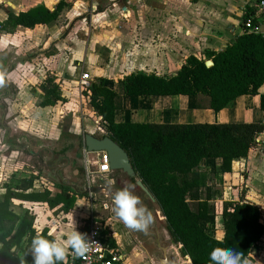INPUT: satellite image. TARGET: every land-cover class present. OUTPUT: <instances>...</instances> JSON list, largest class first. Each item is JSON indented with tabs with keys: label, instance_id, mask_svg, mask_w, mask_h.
<instances>
[{
	"label": "crops",
	"instance_id": "crops-1",
	"mask_svg": "<svg viewBox=\"0 0 264 264\" xmlns=\"http://www.w3.org/2000/svg\"><path fill=\"white\" fill-rule=\"evenodd\" d=\"M60 1L0 0V24L4 23L11 13L18 15L38 6L54 10ZM257 1L75 0L73 7L65 9L55 23L36 26L34 29L18 26L10 31H0V70L6 72V83L0 87V106L3 99H5V103H9L15 96L14 86L19 88L27 84L36 88L35 94L36 96L41 95V101L40 85L47 79V73L58 78L56 84L62 86L63 90L67 89V86L72 87L77 82L74 79L76 73L82 75L83 72L89 73L92 81L102 79L107 87L116 91L119 90L120 80L133 73L175 76L188 57L193 55L205 58L208 52H220L231 45L238 35L244 33V22L247 16L258 14ZM72 10L80 11L75 15V18H70L68 28L71 30L66 33L65 27L67 26L64 27L63 23L65 22H61L65 15ZM88 13L89 15L86 16L85 14ZM255 22L263 33L264 22L258 18L255 19ZM26 52L34 56H32V61L22 63L20 59ZM16 56H18L17 61L15 58L12 59ZM107 81L111 83L107 84ZM38 85L39 87H37ZM259 92L258 96H242L235 101L233 107L219 112L210 109L196 110L195 97L192 96L124 97V108L116 112V121L179 124L195 122L264 123V111L261 110V95H264V86ZM68 94L70 93L62 94L65 102L70 99ZM71 101L73 103L72 99ZM39 103L38 108L33 105L28 109L27 116H30L33 126L36 125L38 131L43 132L47 130V120L42 118V115L54 111L56 105L43 108L39 106ZM70 105L72 104H69L68 107ZM25 109L27 108L25 107ZM0 114L4 115L0 124L1 142L3 131L8 132L10 137L13 135V131L5 126V122L10 120L11 116L9 117L1 107ZM64 114L67 115L66 111L63 112V118ZM92 115L97 114L94 111ZM8 117L9 119H7ZM185 118L191 119L185 121ZM98 131L99 129L91 134L100 137L105 133L104 129ZM90 157L91 155H88L86 159H90ZM222 163L221 159L203 160L200 166L201 171L207 170L209 180L210 178L214 181L219 179L221 182L222 189L220 190L212 182L207 184L213 192H217L212 201L217 196L221 199V208L219 209L221 215L225 202L244 201L260 208L264 224V132L259 134L257 143L251 149L248 158L234 160L231 170L227 172L221 171ZM0 167L2 169V166ZM11 167L15 170L18 169L15 164H12ZM71 167L70 163L67 170H63L62 173L66 176L57 175L58 173H55L50 161H46L43 165V173L39 169L38 172L31 170L29 175L6 176L2 169L0 171L2 180L0 194L6 192L5 186L11 181L34 176L36 177L35 185L29 192L49 191L51 196H56L61 192L62 186L72 187L69 184L68 176ZM50 171H53L56 186L52 181L49 182L45 179V175ZM95 175L93 178L88 177L90 187L107 186L110 180H114L115 184L111 186V190L118 191L126 186H132L134 194H138L136 182L122 171L114 172L111 176H103L101 178L104 181L103 184L94 183ZM137 178L140 177L137 175ZM5 180H7V184L1 187ZM44 184L45 186H43ZM76 193L79 195L76 205L66 215L59 208L51 210L46 203L42 202L13 199L12 208L20 215H24L30 210L36 217V230L40 233L47 228L54 238L65 235L62 233L63 226L60 230L56 225H53L54 228L45 226L40 230L36 225L39 211L44 210L48 215L69 217L73 215L74 209L76 211L79 207L84 205L88 207L90 204L94 207L98 202H103L105 205L108 204L109 211L112 213L111 201L107 202L103 196L85 195L77 191ZM14 205L19 206L20 212L16 211ZM83 215L89 217L90 214L84 213ZM221 232L223 233L222 239L224 232L223 230ZM79 233L81 234L82 230ZM116 237L118 243L121 244L117 234ZM71 252L72 250L69 249V253ZM69 257L70 254L67 257V264ZM130 261V259L127 260V263L131 264ZM248 263L264 264V237L257 247L252 249Z\"/></svg>",
	"mask_w": 264,
	"mask_h": 264
},
{
	"label": "trees",
	"instance_id": "trees-1",
	"mask_svg": "<svg viewBox=\"0 0 264 264\" xmlns=\"http://www.w3.org/2000/svg\"><path fill=\"white\" fill-rule=\"evenodd\" d=\"M74 3L75 0H61L54 10L38 6L18 15L11 13L0 24V31L55 23ZM208 60L214 66L207 67ZM263 86L264 36L244 32L220 52H208L205 58L188 57L175 76L133 73L120 80L118 91L97 79L83 92L106 135L128 153L137 175L156 199L172 241L182 246L187 264H211L209 254L215 247L230 248L240 254V264H249L252 249L264 237L260 208L244 201L224 203V236H215L217 214L210 203L217 192L207 185L203 197L206 177L200 170L203 160L221 159V171L227 172L234 160L248 158L259 134L264 132V123L117 122L116 112L122 109L124 97L134 96H194L199 109L219 112L233 107L242 96L260 95ZM40 89V107L65 102L53 78H47ZM261 110L264 111V95ZM35 179L33 176L13 180L5 186L6 192L0 194V264H35L32 241L39 233L36 217L30 211L17 214L12 208L13 199L46 203L51 210L59 208L65 214L76 205L79 195L66 186L56 196L49 191L29 192ZM40 234L55 239L47 228Z\"/></svg>",
	"mask_w": 264,
	"mask_h": 264
},
{
	"label": "rangeland",
	"instance_id": "rangeland-1",
	"mask_svg": "<svg viewBox=\"0 0 264 264\" xmlns=\"http://www.w3.org/2000/svg\"><path fill=\"white\" fill-rule=\"evenodd\" d=\"M78 11H70V13H67L65 15L63 21L61 22H65L63 23L64 27L67 26L65 27L66 33H69V31L71 30L68 28L70 24V18H75V15L78 13ZM85 15L87 16L89 15V13ZM73 26H70V28H73ZM32 56L34 55L26 52V54L21 57L20 62L26 63L28 61H32ZM17 57L18 56L12 57V59L15 58V61H17ZM46 75L47 78L52 77L54 78V80L56 79V83H58L57 77H55L51 73H47ZM80 78L81 73H76L74 75V79L77 80V82L72 87L67 86V89L65 90H63L62 86L59 85L62 94H65L66 92L70 93L68 94L70 99H66L68 101H66L65 103H58L55 106L56 109L54 111L44 113V115H42V118L47 120V130L43 132L38 131L39 129L36 127V125L33 126V121L30 120V116H27L28 109L33 105L38 108V103L41 96H36L35 92H37V90L33 85L27 84L24 87L22 86L19 88H17V86H14L13 91L15 96L10 100V102L5 103V99H3L0 107L3 111L6 112V114H8L9 117L11 116L10 120H7L5 122V126L9 128V130L11 129V131H13V135H11V137L9 136L8 132L6 133V131H3L1 135L2 138L0 142V166H2L3 172L6 176L29 175L31 170H33L34 172H38L39 169H41L43 173V165L46 161H50L52 163L55 173H58L57 175L61 174L63 176H66L62 172L65 169L67 170L68 164L71 163V171L68 172L69 184L72 186L71 188L75 192L77 191L83 193L87 187H90V181L88 180V177L93 178L94 174L92 173L97 170V167H94V165H92L96 159V156L91 155L90 160L92 164H90V169H88L87 164L84 161L85 135L91 134L97 129H99L98 132H100V130L103 128L101 127L98 118H95L97 117V115H92L94 111L89 104V100L83 96L84 90L81 88L80 83H78V81L80 82ZM110 83V81H107V84ZM37 87H39V85ZM71 99L73 100V103ZM194 100L196 110H208L204 108L199 109L197 107V98L195 97ZM69 104L72 105L68 107ZM25 107L27 109H25ZM123 108L124 104L122 109H120L119 111L123 110ZM65 111L67 115L64 114L65 117L63 118L62 115L63 112L65 113ZM3 117L4 115L0 114V124ZM9 117L7 119H9ZM185 119V121H188L187 119L191 118ZM12 155H14V157H12ZM12 164H15L18 169L15 170L12 167L10 168ZM2 169L0 167V171H2ZM202 172L206 177V187L203 188L204 198L207 194L208 183L212 182V184H214L218 190L222 189V185L219 179L214 181L212 178H210L209 180L207 178V170L203 169ZM45 179L49 182L52 181L55 184L54 186L57 185V183L54 182L55 177L53 176V171H50V173L48 172L47 175H45ZM5 181L1 184V187L7 184V180ZM98 183L102 184L103 182L102 180H100L98 181ZM43 186H45V184ZM137 196H139L142 199L143 204L146 205L149 210H151L154 217V224L158 226L163 244L167 246V248H169L168 256L170 262L172 264H184L186 260L182 257V246L175 245L170 241L171 239L167 234L168 224L166 222V219L163 217L162 211L158 207H156V205L150 202L148 198L146 199V197H141L140 193H138ZM210 204L217 214L215 236L221 239L223 234L221 230L223 229L222 216L219 210L221 208L220 197L217 196L214 201H211ZM14 207L17 212H20V208L18 205H14ZM76 211L74 209L72 211L74 212L73 215H70L69 217L65 216L66 214L54 216L53 214H46V211L44 210L39 211V216L37 218L36 224L37 228H39L40 230L45 226H51V228H54L53 225H56L58 227V230H60L63 226L62 233L65 235H59V237L61 239H67L68 234H70L71 232H79L80 230L83 231L87 220L92 216L94 218L106 220L109 226L117 234L118 240L121 243L119 244V246L122 252L125 254H127L126 252H131V249L126 243L124 233L125 228H121L122 223L117 220V218H115L113 213L109 211V208L106 207L103 202H98L94 207H92L91 204L88 207L84 205L79 207ZM84 213L88 215L90 214L89 217L83 215ZM110 220L112 221V224L111 222H109ZM129 259L131 260V264H142V262L144 263L143 260L141 262L140 258H138L136 261H133V258L129 256Z\"/></svg>",
	"mask_w": 264,
	"mask_h": 264
},
{
	"label": "clouds",
	"instance_id": "clouds-1",
	"mask_svg": "<svg viewBox=\"0 0 264 264\" xmlns=\"http://www.w3.org/2000/svg\"><path fill=\"white\" fill-rule=\"evenodd\" d=\"M6 83V72L0 70V87ZM115 181L110 180L109 185ZM108 207V205H106ZM111 211L129 229L147 232L154 223L151 210L143 204L142 199L134 194L132 186H126L112 195ZM49 235H52L50 232ZM35 264H56L63 261L67 264V257L72 250L74 258H87L90 245L79 232L73 231L67 239L59 236L49 240L37 233L32 241ZM211 264H240V254L230 248L215 247L209 254Z\"/></svg>",
	"mask_w": 264,
	"mask_h": 264
},
{
	"label": "built area",
	"instance_id": "built-area-1",
	"mask_svg": "<svg viewBox=\"0 0 264 264\" xmlns=\"http://www.w3.org/2000/svg\"><path fill=\"white\" fill-rule=\"evenodd\" d=\"M256 8L258 14L256 16H247L244 22V32H254L264 36V32L262 33V31L259 30V27H257V23L255 22L256 18L264 22V0H258ZM79 83L83 90H88L92 85L91 75L83 72ZM85 154L86 156H96L93 164L90 159H86L88 169H90V164L97 167V170L92 174L107 175L112 172L110 157L107 152L89 153L85 150ZM1 181L2 180L0 179V183ZM81 234L90 245L87 258H74V254L71 252L68 264H128L124 253L120 249L116 233L106 220L94 217L89 218Z\"/></svg>",
	"mask_w": 264,
	"mask_h": 264
},
{
	"label": "water",
	"instance_id": "water-1",
	"mask_svg": "<svg viewBox=\"0 0 264 264\" xmlns=\"http://www.w3.org/2000/svg\"><path fill=\"white\" fill-rule=\"evenodd\" d=\"M206 66L212 67V66H214V62L212 60H208V61H206ZM84 144H85V150L87 152H89V153L107 152L109 157H110V165H111L112 172L110 174H107V175L96 174L95 175L96 179H95L94 183L100 181L103 176L104 177L105 176L106 177L111 176V174H113L114 172L122 171L130 179L135 180V182L137 184V186H136L137 191H138V193L141 194V197H144V198L146 197V199L148 198L150 200V202H152L154 205H156V207H158L161 210L160 206L157 204L156 199L154 198L152 193L145 186L143 181L140 178H137L136 171L133 168V165L131 163V159H130L128 153L120 145H118L111 137L106 135V132L103 134V136H100V137H97V136L92 135V134H86ZM102 182H104V181H102ZM111 186H113V185H111ZM111 186L108 183L107 186H100L98 188L95 186L87 187L86 190L83 192V194H85V195L94 194L96 196H103L107 202H110V201H112L111 197L116 190V189L111 190L110 189ZM162 214H163V212H162ZM113 215L115 216L114 213H113ZM163 217L165 218L164 214H163ZM152 225H153V227L156 228V230L159 231L157 225H155L154 223ZM159 234H160V232H159ZM167 234H168L169 238L171 239L170 241L173 243L171 235L168 231V228H167ZM160 238H161V234H160ZM161 242H162L163 247H165L168 250V255H169V248H167V246H165L163 244L162 238H161ZM182 257L186 260L185 263H187L188 260L183 255H182ZM168 258H169V256H168ZM163 264H172V263L170 262V260H169V262L166 260V261H163Z\"/></svg>",
	"mask_w": 264,
	"mask_h": 264
},
{
	"label": "flooded vegetation",
	"instance_id": "flooded-vegetation-1",
	"mask_svg": "<svg viewBox=\"0 0 264 264\" xmlns=\"http://www.w3.org/2000/svg\"><path fill=\"white\" fill-rule=\"evenodd\" d=\"M84 161L86 162L85 148ZM109 222L112 224L111 220ZM121 228H125L124 233L126 243L132 250L130 253H127L126 255L124 254L127 260H129V256H131L133 261H136L138 258H140L141 262L143 260L144 263L142 262V264H163V261L166 260L169 262L168 250L163 247L159 231L156 230L153 225L146 233L142 231L131 230L123 223Z\"/></svg>",
	"mask_w": 264,
	"mask_h": 264
},
{
	"label": "bare ground",
	"instance_id": "bare-ground-1",
	"mask_svg": "<svg viewBox=\"0 0 264 264\" xmlns=\"http://www.w3.org/2000/svg\"><path fill=\"white\" fill-rule=\"evenodd\" d=\"M187 264V263H186Z\"/></svg>",
	"mask_w": 264,
	"mask_h": 264
}]
</instances>
